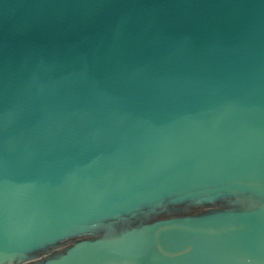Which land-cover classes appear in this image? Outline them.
I'll use <instances>...</instances> for the list:
<instances>
[{
  "label": "water",
  "instance_id": "obj_1",
  "mask_svg": "<svg viewBox=\"0 0 264 264\" xmlns=\"http://www.w3.org/2000/svg\"><path fill=\"white\" fill-rule=\"evenodd\" d=\"M0 264H264V0H0Z\"/></svg>",
  "mask_w": 264,
  "mask_h": 264
}]
</instances>
